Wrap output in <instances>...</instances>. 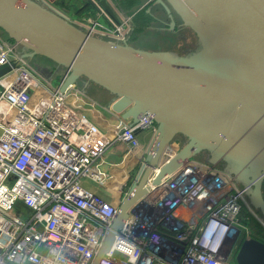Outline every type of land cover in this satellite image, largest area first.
I'll use <instances>...</instances> for the list:
<instances>
[{
	"label": "built area",
	"instance_id": "obj_1",
	"mask_svg": "<svg viewBox=\"0 0 264 264\" xmlns=\"http://www.w3.org/2000/svg\"><path fill=\"white\" fill-rule=\"evenodd\" d=\"M38 1L91 36L124 43L131 35L134 16L116 18L93 0L95 16L77 19L57 0ZM6 67L0 75V264H91L145 167L149 144L143 148L139 134L153 137L156 124L146 115L100 130L83 110L86 93L75 85L60 89L69 69L52 84L0 32V70ZM178 149L172 143L163 150L146 194L129 208L100 264H236L250 223L264 227L247 199L250 186L217 165L194 157L153 184ZM108 157L122 161L108 163ZM110 165L119 169L115 178L108 176Z\"/></svg>",
	"mask_w": 264,
	"mask_h": 264
},
{
	"label": "water",
	"instance_id": "obj_2",
	"mask_svg": "<svg viewBox=\"0 0 264 264\" xmlns=\"http://www.w3.org/2000/svg\"><path fill=\"white\" fill-rule=\"evenodd\" d=\"M195 35L199 48L186 56L148 51L128 41L91 36L38 0H0V29L24 49L22 58L42 56L69 69L61 90L84 79L114 96L108 106L136 123L148 115L156 132L145 167L119 203L91 264L109 252L128 210L144 196L152 169L178 136L185 144L155 176H165L201 152L210 163L250 186L249 200L264 218V0H157ZM0 70V75L8 71ZM236 264H264V242L245 237Z\"/></svg>",
	"mask_w": 264,
	"mask_h": 264
},
{
	"label": "crops",
	"instance_id": "obj_3",
	"mask_svg": "<svg viewBox=\"0 0 264 264\" xmlns=\"http://www.w3.org/2000/svg\"><path fill=\"white\" fill-rule=\"evenodd\" d=\"M65 1L66 0H57L56 3L59 5H63V4H65ZM93 1L96 2L98 4V6L101 9H103L106 13L114 15L116 18H117V16L119 17L120 15H126V14L128 16L129 15L134 16L132 18V31L130 33L131 35L129 36V38H131V36L133 35V31H134L135 26H136L137 21H138L139 13L141 11H145L146 14H149V16H151V20H152L154 16L151 13L149 5L150 4H151V6H152V4L160 5L157 0H155V1L154 0H93ZM89 4H90V0L80 1L79 6H77L75 8L76 14L80 15V16L81 15H88V14H91L90 16H95L94 15V13H95L94 9L93 8L90 9L93 6L91 4L90 5ZM148 25H149V22L147 23V25H145L143 31L139 35L144 34ZM174 27H175L174 29H177L176 24L174 25ZM178 27L179 28L182 27L181 23H180V25H178ZM174 32L176 33L178 40L179 41L182 40L181 42H179V44L176 47L175 46H159V45H155V44L154 45L153 44H142V47H139V49L148 50V51H168V52L174 53V54L179 55V56H186V55L191 54L192 52L196 51L199 48V47H197L194 50L191 47V45L188 44L189 42H186V39H184L186 36L185 35L186 32H183L181 30L180 31L177 30ZM128 42H129V39H128ZM134 42H129V43L131 44ZM185 42H186V44H185ZM198 46H199V44H198ZM56 69H61L60 73H63V71H64V68L62 69V68L57 67ZM84 87L86 89H84L83 91L85 92V90H86V93H87L86 95L89 98L88 101L85 102V104L83 106L84 107L83 110L86 113L87 117H89L93 123H96L98 125V127L100 128V130H102V131H111L114 127L116 128L120 124V122L122 121L121 116L119 114L113 112L112 110H109L108 106H110V105L103 104L98 100V96L100 95L104 98V100H102V102H106L109 99L108 98L109 92L103 90L102 88H100L98 86H95V85L93 86V84H85ZM77 88H78V86H77ZM82 89L83 88H81V90ZM114 99L115 98H113L112 102L114 101ZM139 137L141 139V144H142L143 148L151 143L152 136L150 135V133H140ZM174 146L177 147L176 145H174ZM177 148H179V147H177ZM208 157H210L209 154H208ZM206 162L210 163V160H208ZM210 164H212V163H210ZM219 167H222V165ZM105 168L108 169L109 178H112V177L115 178L116 176H118L117 173L119 172V169L115 168L114 165L105 166ZM222 168L226 169L224 166ZM107 169H105L104 171H106ZM83 183H84V186L93 189L91 183L88 182L87 180H84ZM238 183L240 184L243 182L240 181ZM99 192L104 195L103 191L99 190ZM251 224H253V223L252 222L250 223L249 228L251 231V237H253L254 236L253 234L255 233V228H253V225H251Z\"/></svg>",
	"mask_w": 264,
	"mask_h": 264
},
{
	"label": "rangeland",
	"instance_id": "obj_4",
	"mask_svg": "<svg viewBox=\"0 0 264 264\" xmlns=\"http://www.w3.org/2000/svg\"><path fill=\"white\" fill-rule=\"evenodd\" d=\"M80 1H82V0H66L65 4H63V5L57 4V5L59 8H61V10H63L70 17H72L73 19H77L80 17V15L76 14L75 8L77 6H79ZM149 6H150L151 13L154 17L152 20L149 21V25H148L146 31L144 32V34L139 35L137 37L136 41L134 43H131V45H133L136 48L142 47V44H153V45L155 44V45H159V46H175L176 47L179 44V42H181L182 40L179 41L176 33L174 32V31H177V29H174L175 27H172V29H171V25H170L171 24V19H170L171 17L168 16L169 17V20H168L167 19L168 17H166V15L162 13V10L158 9L159 6L157 4H155V5L152 4V6L150 4ZM92 8L93 7H91L90 9H92ZM88 15H91V14H88ZM173 20L176 24V21L174 18H173ZM168 22H169V25L166 24ZM185 35L186 36L184 39H186V42H189L188 44H190L192 48H193V45H196V44L198 45L197 39L194 37V35L191 32L190 33L186 32ZM2 36L6 39V37L3 35V33H2ZM186 42H185V44H186ZM21 50L23 51V53L25 52L24 49H21ZM27 62L43 78L49 80L52 84L56 85L60 81V79L63 75V73H60L61 69H56L57 67L54 63H52L51 61L47 60L46 58H44L42 56H33V57L27 59ZM85 84H86V81L84 79H80L77 82V84H75V86H78V88L80 87V90H81V88H83L82 89V91H83L84 89H86L84 87ZM85 93H86V90H85ZM108 96H109L108 97L109 99L106 102H102V100H104V98L100 95L98 96V100L103 104L110 105L114 96L110 93ZM109 110H111V109L109 108ZM181 137L182 136H178L173 141V144L179 148H181L185 144V142H183L181 139H179ZM201 153L196 155L195 158L200 159V160H204V161H208L210 157H206L205 154L201 155ZM113 161H114V163H120V161H122V160L118 159V158H113V157H108L106 160V162H108V163L113 162Z\"/></svg>",
	"mask_w": 264,
	"mask_h": 264
},
{
	"label": "trees",
	"instance_id": "obj_5",
	"mask_svg": "<svg viewBox=\"0 0 264 264\" xmlns=\"http://www.w3.org/2000/svg\"><path fill=\"white\" fill-rule=\"evenodd\" d=\"M150 20H151V16H149V14H146L145 11H141L139 13L137 24H136L135 29L133 31V35L131 36V38H129V42H134L137 39L139 34L143 31L145 25H147V23ZM2 33L9 42H13L12 40H10L6 36V34L4 32H2ZM179 139H181L183 142H185V139L183 137H181ZM252 223L253 224H251V225H253V228H255V233L253 234L254 235L253 238H256V239L264 242V227H262L255 220H253Z\"/></svg>",
	"mask_w": 264,
	"mask_h": 264
},
{
	"label": "flooded vegetation",
	"instance_id": "obj_6",
	"mask_svg": "<svg viewBox=\"0 0 264 264\" xmlns=\"http://www.w3.org/2000/svg\"><path fill=\"white\" fill-rule=\"evenodd\" d=\"M155 1V0H154ZM159 7H158V9L159 10H162V13L163 14H165L166 15V17H168L169 15H168V13H166V11L164 10V8L162 7V6H160V5H158ZM171 14H172V16H173V18L175 19V21H176V25H177V30H181V31H183V32H191L192 33V31L191 30H189V28H187V27H185V26H183L182 25V23H181V21H180V19H179V17L172 11L171 12ZM168 20H169V17L167 18ZM170 22V21H169ZM169 22L168 23H166L167 25H169ZM180 23H181V25H182V27H178V25H180ZM0 32L2 33V31L0 30ZM193 34V33H192ZM194 35V34H193ZM194 37H195V35H194ZM196 38V37H195ZM197 43V42H196ZM198 47V45L196 44V45H193V49L195 50L196 48ZM18 49L21 51V52H23L21 49H22V47H19L18 46ZM203 154H205L206 155V157H208V153L207 152H202L201 153V155H203ZM204 161V160H203ZM222 163H220L218 166H221L222 165V167L224 166H226V163L225 162H223V161H221ZM240 185L241 186H245V184L244 183H240ZM262 195H264V183H262ZM249 196H250V194H249V192H248V194H247V199H248V201H249V203L251 204V202H250V200H249ZM255 211H256V209H254ZM256 213H259L258 211H256Z\"/></svg>",
	"mask_w": 264,
	"mask_h": 264
},
{
	"label": "clouds",
	"instance_id": "obj_7",
	"mask_svg": "<svg viewBox=\"0 0 264 264\" xmlns=\"http://www.w3.org/2000/svg\"><path fill=\"white\" fill-rule=\"evenodd\" d=\"M224 231H226V229Z\"/></svg>",
	"mask_w": 264,
	"mask_h": 264
}]
</instances>
